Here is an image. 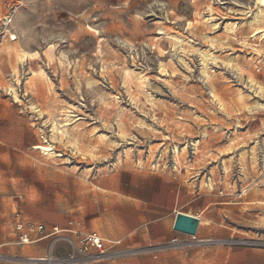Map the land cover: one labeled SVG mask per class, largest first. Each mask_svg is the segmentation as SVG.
<instances>
[{
    "label": "rangeland",
    "instance_id": "1",
    "mask_svg": "<svg viewBox=\"0 0 264 264\" xmlns=\"http://www.w3.org/2000/svg\"><path fill=\"white\" fill-rule=\"evenodd\" d=\"M256 1L0 0V135L18 154L0 148L4 260L264 264V93L248 81L264 86V21L249 26ZM11 47L39 53L19 81ZM129 171L173 178L185 189L175 210L203 225L189 236L171 229L174 212L133 215L130 236L95 231L106 251L83 256L82 231L69 225L91 203L83 194L96 192L95 217L117 218L97 188H116ZM161 219L164 229L152 225ZM39 225L58 232L20 241Z\"/></svg>",
    "mask_w": 264,
    "mask_h": 264
},
{
    "label": "crops",
    "instance_id": "2",
    "mask_svg": "<svg viewBox=\"0 0 264 264\" xmlns=\"http://www.w3.org/2000/svg\"><path fill=\"white\" fill-rule=\"evenodd\" d=\"M32 61V60H30ZM29 64V61H27ZM25 62V63H27ZM19 65V70H20ZM19 115H24L23 110L18 111ZM27 117V116H26ZM26 128L30 131V127L33 123L25 122ZM0 148L5 149L6 153L14 154L16 150V145L9 144V139L3 135H0ZM2 152V151H1ZM125 178L123 182H119L116 188L112 190H105L102 188H97L109 192L111 195L107 198L109 199L107 203L112 206L119 207L120 213L117 218L110 216L105 212L101 217H95L94 213L97 207L96 192L92 189L88 190L84 197H90L91 203H82L81 206H77L76 210V221L74 223L70 222L69 225L72 228H79L82 234H96L97 236L103 235L106 237H117V236H130L133 232V215H135L136 221H142L144 214H164L167 212H174L173 221L171 223V229L173 230V224L176 214L179 212L175 210L182 193L180 184H178L173 178L165 174L140 172V171H129L124 172ZM3 199L0 198V240L4 239V223H3ZM106 210V209H105ZM182 214H187L183 213ZM189 216L190 215L187 214ZM67 217L68 214H67ZM19 218V216H17ZM197 218V217H195ZM199 220V219H198ZM96 221H100V226H96ZM154 227H159L160 229L165 228L164 219L158 222H152ZM200 225V221H199ZM198 225V226H199ZM97 231V232H95ZM174 231V230H173ZM102 239V238H101ZM103 240V239H102ZM8 252H14V248L9 247ZM4 246L0 244V252L3 253ZM29 253H34V251H29ZM0 264H47V263H36L35 261H9L4 260L3 256L0 255ZM50 264V263H48Z\"/></svg>",
    "mask_w": 264,
    "mask_h": 264
},
{
    "label": "bare ground",
    "instance_id": "3",
    "mask_svg": "<svg viewBox=\"0 0 264 264\" xmlns=\"http://www.w3.org/2000/svg\"><path fill=\"white\" fill-rule=\"evenodd\" d=\"M212 9V8H211ZM209 15H210V13H209ZM210 19H211V17H210ZM251 20V22L249 23V26H251L252 27V29L253 30H255V32H257V31H260V22L263 20L264 21V2H261V0H257L256 1V7H255V10H254V12H253V15H252V18L250 19ZM191 24V22H189L188 23V25H190ZM235 24V23H234ZM217 25V24H216ZM231 25V24H230ZM232 26V25H231ZM231 26H226V27H231ZM188 27V26H187ZM190 27V26H189ZM213 27V26H212ZM233 28H234V26H233ZM262 28V27H261ZM231 29V28H230ZM230 29H229V31H230ZM251 29V30H252ZM252 30V31H253ZM231 31H232V29H231ZM234 35V34H233ZM172 39V38H171ZM13 40H16V38H14ZM173 41H174V45H177V44H179V43H181V41H179L177 38H173L172 39ZM211 41V40H210ZM246 41V40H245ZM245 41H244V43H245ZM242 42V41H241ZM240 43V42H239ZM241 44H243V43H241ZM246 44V43H245ZM244 44V45H245ZM253 44V43H252ZM182 45H184V44H182ZM173 46V45H172ZM178 46V45H177ZM186 46V45H185ZM190 46V45H189ZM256 46V45H255ZM192 47V46H191ZM256 47H258V46H256ZM173 48V47H172ZM185 48V47H184ZM187 48V47H186ZM189 49H191V48H189ZM195 49H197V48H195ZM181 50H182V48H181ZM193 50V49H192ZM192 50H190V51H192ZM173 51V50H172ZM186 51V50H185ZM189 51V52H190ZM198 51V50H197ZM175 52V51H174ZM184 52V51H183ZM48 53V52H47ZM199 53V52H198ZM197 53V54H198ZM208 53V52H207ZM211 54V53H210ZM47 55V54H46ZM185 55V54H184ZM202 55V54H201ZM8 56L10 57V58H14V61H15V64L14 63H11L10 64V73L13 75V76H15L16 77V79L19 81V65H22L24 62H27V61H30V60H36L38 57H39V53L38 52H28V51H26V50H24V49H22L21 47H11V48H8ZM51 56V55H50ZM203 57L204 58H206V57H208L206 54H203ZM202 57V58H203ZM211 57L213 58V56L211 55ZM47 59V58H46ZM51 59V58H50ZM210 59V58H209ZM208 59V60H209ZM213 59H215V58H213ZM62 60V59H61ZM216 60H217V58H216ZM234 60V59H233ZM237 60V59H236ZM51 61V60H50ZM202 61V60H201ZM213 61V60H212ZM217 61H219V60H217ZM226 61V60H225ZM60 62V61H59ZM206 62H208V61H206ZM205 62V63H206ZM220 62V61H219ZM231 62V61H230ZM183 63V62H182ZM204 63V64H205ZM209 64H211L210 62H209ZM227 65V64H226ZM236 65V64H235ZM234 65V66H235ZM241 66V65H240ZM186 67V66H185ZM205 67H206V65H205ZM236 67V66H235ZM236 68H238V67H236ZM241 68V67H240ZM163 69V68H162ZM188 69H189V67H188ZM203 69V68H202ZM165 70V69H164ZM190 70H191V68H190ZM241 72V71H240ZM0 73H1V68H0ZM31 73V72H30ZM39 74V75H38ZM204 74L208 77V73H207V71H206V69L204 70ZM41 75V77L43 76V75H45L44 74V72L43 71H41L40 70V72L38 73V72H35V71H33L32 72V77H36V76H40ZM126 76H127V74H125ZM212 75V74H211ZM251 75V74H250ZM209 76H210V74H209ZM213 76V75H212ZM203 77V76H202ZM211 77V76H210ZM249 77V76H248ZM31 78V77H30ZM30 78H28V79H30ZM39 79V78H38ZM41 79V78H40ZM248 79V78H247ZM255 78H253V76H250L249 77V83L252 85V86H255L256 87V92H258V93H261V94H263L264 93V86H262V85H259V84H257L256 82H255V80H254ZM17 80H16V82H17ZM146 80V79H145ZM32 80H30V82H31ZM41 81V80H40ZM141 81V80H140ZM38 82V81H37ZM94 82H96V81H94ZM28 83V82H27ZM39 83V82H38ZM42 83V82H41ZM86 83V82H85ZM93 83V82H92ZM137 83V82H136ZM140 83V82H139ZM29 84V83H28ZM34 83H32V85H33ZM52 84V83H51ZM7 85V84H6ZM5 85V86H6ZM45 85H46V83H45ZM86 85V84H85ZM94 85V84H93ZM38 85H36V86H34V88L35 87H37ZM52 86V85H51ZM97 86V85H96ZM141 86V85H140ZM87 87V86H86ZM149 87V86H148ZM28 88V87H27ZM33 88V87H32ZM53 88V87H52ZM7 89V88H6ZM29 89V88H28ZM31 89V88H30ZM29 89V90H30ZM51 90V89H50ZM9 91H10V94H12V97H13V99H15L17 102L18 101H20V98H19V96H18V94H17V92H16V90L14 89V87L13 86H9ZM28 91V90H27ZM214 92V91H213ZM233 92H235V90L233 91ZM238 93V92H237ZM244 93V92H243ZM29 94V93H28ZM30 94H32V92H30ZM50 94V93H49ZM239 94V93H238ZM142 95H143V93H142ZM141 95V96H142ZM215 96V95H214ZM236 96V95H235ZM239 96H240V99H244L245 98V96L244 95H242V94H239ZM216 97V96H215ZM217 97H218V95H217ZM250 97V96H249ZM148 98H150V97H148ZM151 99V98H150ZM214 99V98H213ZM219 100V99H218ZM14 101V100H13ZM15 102V101H14ZM238 102V101H237ZM21 103V102H20ZM155 103V102H154ZM156 104V103H155ZM220 105V104H219ZM222 105V104H221ZM257 105L258 106H261L262 108H264V104L263 103H257ZM70 106V105H69ZM157 107V106H156ZM155 107V108H156ZM225 107V106H224ZM244 107V106H243ZM260 108V107H259ZM73 109V108H72ZM159 109V108H158ZM38 110V109H37ZM76 110V109H75ZM78 110V109H77ZM39 112V111H38ZM37 112V113H38ZM66 112V111H65ZM68 112V111H67ZM40 113V112H39ZM41 115V114H40ZM66 117V116H65ZM64 120V119H63ZM74 120V119H73ZM68 121V120H67ZM125 122V121H124ZM121 123H122V121H121ZM67 124V123H66ZM125 124V123H124ZM65 125V124H64ZM119 125V124H118ZM117 125V126H118ZM121 125V124H120ZM120 127V126H119ZM122 128H123V126H122ZM53 131L54 132H56L58 135H59V137L62 139V138H64V137H66L67 136V129L66 128H57V126H56V124H53ZM72 129V128H71ZM75 129V128H74ZM125 128H123V130H124ZM125 131V130H124ZM72 132V131H71ZM78 132V131H77ZM158 132V131H157ZM75 134V133H74ZM100 137V136H99ZM104 137V136H103ZM101 138V137H100ZM104 139V138H103ZM52 140V139H51ZM67 140V143H69V144H73V140H70L69 138H67L66 139ZM105 140V139H104ZM109 140V139H108ZM56 141V140H55ZM99 142H100V140H99ZM98 142V143H99ZM104 143V142H103ZM196 143V142H195ZM231 143V142H230ZM233 143V142H232ZM100 144H102V143H100ZM106 144H108V143H106ZM58 145H59V143H58ZM105 145V144H104ZM194 145V144H193ZM231 145V144H230ZM60 146H62V145H60ZM72 146V145H71ZM99 146V145H98ZM186 146V145H185ZM80 148H81V146H80ZM94 148V147H93ZM184 148V147H183ZM95 149V148H94ZM228 150V149H227ZM93 151V150H92ZM181 151V150H180ZM184 151H185V149H184ZM182 153V152H181ZM176 154L177 155H179V152L178 151H176ZM175 154V155H176ZM184 155V154H183ZM186 156V155H185ZM180 157V156H179ZM176 161H177V159H176ZM225 169V168H224ZM202 185V184H201ZM211 190V189H210ZM263 205H264V202H263ZM197 219H199V218H197ZM200 224H202V222L200 221ZM203 225V224H202Z\"/></svg>",
    "mask_w": 264,
    "mask_h": 264
},
{
    "label": "built area",
    "instance_id": "4",
    "mask_svg": "<svg viewBox=\"0 0 264 264\" xmlns=\"http://www.w3.org/2000/svg\"><path fill=\"white\" fill-rule=\"evenodd\" d=\"M23 226L19 224L17 226V231H22ZM26 232H24L22 235H20V241L22 243L26 244L29 241V235L32 233L42 235V238H47L50 236H54L57 234L58 230L57 228H52L50 230H47L42 225L36 226V227H27ZM82 240L80 242V253L85 256L89 257L91 254L96 253L98 255H103L106 251L105 245L103 240L97 236L96 234H81ZM74 260L71 258L70 260L66 261V263H72Z\"/></svg>",
    "mask_w": 264,
    "mask_h": 264
},
{
    "label": "water",
    "instance_id": "5",
    "mask_svg": "<svg viewBox=\"0 0 264 264\" xmlns=\"http://www.w3.org/2000/svg\"><path fill=\"white\" fill-rule=\"evenodd\" d=\"M199 220L187 214L178 213L175 216L173 230L189 236H194L197 232Z\"/></svg>",
    "mask_w": 264,
    "mask_h": 264
},
{
    "label": "snow or ice",
    "instance_id": "6",
    "mask_svg": "<svg viewBox=\"0 0 264 264\" xmlns=\"http://www.w3.org/2000/svg\"><path fill=\"white\" fill-rule=\"evenodd\" d=\"M261 2H264V0H261Z\"/></svg>",
    "mask_w": 264,
    "mask_h": 264
}]
</instances>
